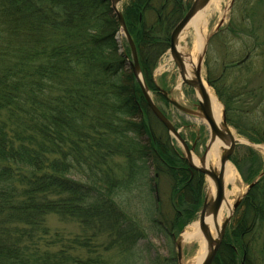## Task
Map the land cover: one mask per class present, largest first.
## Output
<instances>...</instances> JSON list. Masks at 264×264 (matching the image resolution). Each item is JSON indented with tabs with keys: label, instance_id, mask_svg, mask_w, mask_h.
<instances>
[{
	"label": "trees",
	"instance_id": "trees-1",
	"mask_svg": "<svg viewBox=\"0 0 264 264\" xmlns=\"http://www.w3.org/2000/svg\"><path fill=\"white\" fill-rule=\"evenodd\" d=\"M250 2L234 0L233 7L242 14ZM189 5L132 0L123 10L149 89ZM240 17L209 39L205 80L227 123L264 144L256 111L263 95L243 115L249 136L232 120L240 94L227 85L229 76L249 69L260 48L252 16ZM118 31L108 0H0V264H136L143 225L173 238L200 210L203 176L150 131L141 91L117 54ZM163 180L166 203L155 197ZM50 216L78 232L50 230ZM263 222L264 176L237 209L212 264H237L238 250L252 264L246 249Z\"/></svg>",
	"mask_w": 264,
	"mask_h": 264
},
{
	"label": "rangeland",
	"instance_id": "rangeland-1",
	"mask_svg": "<svg viewBox=\"0 0 264 264\" xmlns=\"http://www.w3.org/2000/svg\"><path fill=\"white\" fill-rule=\"evenodd\" d=\"M132 0H124L122 1L120 11L123 12L124 8L131 2ZM251 1L249 3H243V5L240 7L242 10L238 12L239 8L237 9V6L234 8V0L231 3V0H227L228 2V13L224 19L223 25L221 26V29L226 30V32H229V27H231L230 22L237 23L239 19H241V15L244 14H250L252 18L248 19V23L253 27L252 29L255 31V35L258 39V42L260 43V48L258 49L259 56H254L251 59V62L248 65L249 69L242 68L241 70H233L231 75L229 76L227 85L230 86L232 90H235V92L238 90L240 96L236 99H233L232 101V110H235L232 113V120L243 130L245 133L250 134L248 131L249 127L246 125V120L243 119V115L246 112H251L255 108V102L258 98L262 100V95L264 98V0H243V2ZM184 2L187 4H190L192 0H184ZM231 4V6H230ZM242 4V3H241ZM250 8V11L248 12ZM223 19H220L219 17L215 16L210 19H208L206 24V33L208 34L207 37L211 33H213L216 29V26L220 21ZM185 32L187 33L189 39L188 43H190L191 34L193 33V28L188 27L186 28ZM115 41L117 44V54L122 55L124 54V49H126L129 52V46L126 42V38L122 31H118V34L115 37ZM156 68L153 71V79L156 84L164 83L166 85L173 84L174 81L179 80L178 72L176 70L175 65L173 64L169 53L166 52L163 56H161L158 61L156 62ZM206 72L204 66H202L201 69V78L205 82ZM205 85L210 89L212 94L217 98L214 90L209 87L206 82ZM246 85V86H245ZM246 88V89H245ZM151 99L153 100L154 104L160 109L163 110L170 121H172L173 125L180 131V134L183 136V138L188 142L192 143L194 136L196 135V128L193 127L191 129H182L181 125H179V120L185 119L186 122H190V117L179 115L177 112H173L174 114L171 115L170 111H167L166 109L159 104V100L155 98V96L151 93ZM218 100V98H217ZM219 101V100H218ZM219 103H221L219 101ZM257 109L259 118L264 119V103L261 106V102L257 103ZM260 105V106H259ZM242 114V115H241ZM148 126L150 127V131L155 137H158L161 141L167 140L170 142V144L179 152H182L181 146L170 136L167 134V132L161 127V125L155 120V118L148 113L147 117L145 118ZM249 120H252L251 117H249ZM231 130L235 133L237 137L235 149L233 152V155L231 157V164L235 168L237 174L240 177L241 183L245 186V189L247 188L248 182L245 181L244 178L248 180L253 181L259 177V175L264 171V152L260 151L256 147H263L264 144L261 143H253L250 142L246 136L239 135L237 130L230 127ZM202 128L199 129V132L201 134V140L199 144V148L197 149V152H194L195 155L200 156L203 151L202 143L206 141V137H203L204 132H202ZM251 136V135H250ZM205 181L203 185V194L206 196L205 192ZM169 192V186L168 182L163 180L159 182L158 187V195L156 199L159 198L161 201L166 203L167 197ZM163 209V207H161ZM160 208V209H161ZM130 212L133 210H129ZM243 210H240L239 212H242ZM163 215L169 216V209H163L162 210ZM200 211L196 213L194 218L184 227L182 231L185 230V228L189 225H191L194 221H197L198 214ZM235 216V215H234ZM234 216L229 224L232 225L234 222ZM159 218H161L159 216ZM47 225L52 231H57L60 233H63L65 235L74 234L78 232V229L75 225L67 222H62L58 220L54 216H50L47 219ZM264 222L257 225L256 230L252 233L251 236V243H249V248L247 247L246 251L249 254V258L252 261V264H264ZM143 228L146 229V238L141 240L137 245V253H136V259H133V261H137L136 264H152L153 261L159 260V262L162 264L163 261L167 259H172L174 262L172 264H177L175 260L176 256V248H175V239L180 234H174L173 238L166 236L165 234L159 233L156 234L155 232H152L151 230L148 231L147 226L143 225ZM197 251V246L194 245H185L182 244V262L187 261L188 259L192 258L194 254ZM135 258V257H134ZM246 255L243 254L241 251H237V264H245L244 260L246 259Z\"/></svg>",
	"mask_w": 264,
	"mask_h": 264
},
{
	"label": "water",
	"instance_id": "water-1",
	"mask_svg": "<svg viewBox=\"0 0 264 264\" xmlns=\"http://www.w3.org/2000/svg\"><path fill=\"white\" fill-rule=\"evenodd\" d=\"M122 1L124 0H109L112 13L115 16L118 22V25H119V29L124 34L127 44L129 46L131 58H132V60L130 61L131 72L134 76L136 83L138 84L141 90L146 106L149 112L152 114V116L165 128L168 134L171 135L180 144L181 148L184 151L185 159L189 167L193 168L196 172L203 175L204 179H208L212 183V186L214 188V196L209 200H207V198L204 199L202 207L198 214V225H199L200 232L202 233L204 237L206 251H207L200 264H212L219 250V247L222 243L225 229L227 225L230 223L242 199L246 196L248 191L258 182V180L262 176H264V172H262V174L257 180H255L253 183L247 186L244 194H242L235 200L231 214L227 218H225L224 221L221 223L220 228L217 230L216 237L213 239L209 232V227L206 224V220L211 218L213 226L216 227V222L219 217V211L223 205L224 198H225L224 169H225V165L228 162H230V158L233 155L235 145H236V141H234L232 138L229 137L230 135L229 126L226 122L225 114L223 110H222L221 129H219L216 126L215 121L213 120L211 106H210V103H209V100H208V97L205 91L204 83H203V80L201 79V69L203 66V59H204L205 52H206L207 42L209 38L213 36L220 29L221 26H219L213 33L209 35V37H207L204 48L198 59L197 66L192 72V78L188 80L186 78V74L188 73L187 67L189 66L190 62H185L183 55L179 54L177 50L178 39L181 33L190 23V21L194 18V16L198 12L203 10L210 0H194L191 3L188 11L185 13L183 18L176 24V26L173 28L170 34V42H169V50H168L170 58L179 73L182 83L184 85H187L191 89H193V91L195 92L197 99H198V106L196 110H189L184 107H181L174 101L170 100L169 102L176 109H178L185 115H188L194 118H200L201 120L206 121L209 125V132H208L209 134H208V140H207L208 143L207 145L206 144L204 145L202 155L199 158L200 167L197 168L192 164V161H191L192 160L191 152L193 151L195 145H193L191 149L189 150L186 142L181 138L178 130L174 128L171 122L159 111V109L154 104L153 100L151 99L148 88L146 87L142 79L134 44L131 40V37L129 36L127 32L122 13L120 10H118V5ZM232 2L233 0H231V3ZM227 138H229L230 144L227 150H225V152L222 151V153H220L218 171L213 168H206L205 166L206 155L211 150L212 145L215 144L217 141L224 142L227 140ZM175 248H176V261L178 264H182V257H183L182 239L180 235L176 238Z\"/></svg>",
	"mask_w": 264,
	"mask_h": 264
},
{
	"label": "bare ground",
	"instance_id": "bare-ground-1",
	"mask_svg": "<svg viewBox=\"0 0 264 264\" xmlns=\"http://www.w3.org/2000/svg\"><path fill=\"white\" fill-rule=\"evenodd\" d=\"M193 1L194 0H192V2ZM191 3H190V5H191ZM190 5H189V7H190ZM120 7H121V4L118 5V10H120ZM189 7L185 10L184 15L188 11ZM228 7H229V5H228L227 0H210L209 3L205 6V8L203 10H201L200 12H198L194 16V18L190 21V23L187 25V27H186V28H188V27L193 28V33L191 34L190 43H188V40H187V39H189V37H188L187 33L185 32L186 28L181 33V35H180V37L178 39V43H177V50H178L180 55H183L185 62H190L189 66L187 67V69H188V71H187L188 73L186 74L187 80L192 78V72L196 68L198 59H199V57L201 55V52H202V50L204 48L205 41H206L207 36H208V34L205 31L208 19H210L212 17H215V16L219 17L220 19H223L216 26V29H217L219 26L223 25L224 19H225L227 13H228ZM110 9H111V7H110ZM121 13H122V16H123V12L122 11H121ZM117 24H118V22H117ZM118 27H119V25H118ZM220 29H221V27H220ZM169 42H170V35H169ZM133 44H134V42H133ZM134 47H135V44H134ZM168 48H169V43H168ZM135 50H136V47H135ZM129 52H130V49H129ZM136 54H137V51H136ZM123 55H127L125 53V49H124V54ZM128 56H129V60H128L127 64H128L129 69L131 71V68H130V61L132 60L131 53L130 54L128 53ZM137 59H138V55H137ZM204 61H205V56H204V59H203V66H204ZM138 63H139V60H138ZM139 68H140V65H139ZM140 72H141V70H140ZM141 76H142V74H141ZM178 76H179V73H178ZM142 79H143V77H142ZM179 80L182 83V81L180 79V76H179ZM203 83H204V81H203ZM178 86H179V81L177 80V87ZM204 87H205V91H206V94H207V97H208V100H209V103H210V106H211V112H212V115H213V120L215 121L216 126L219 129H221L222 105H221V103H219L217 98L212 94L210 89L205 85V83H204ZM191 90H193V89H191ZM175 103H177V102H175ZM181 107H183V106H181ZM186 109H189V108H186ZM189 110H192V109H189ZM147 111H148V113H150L148 108H147ZM179 112H181V111H179ZM187 117H190L191 121L188 122V123L190 124L191 127H193V125H194V127L197 129L196 131H198L200 128L203 129L202 130V132H204L203 137L207 136L206 137L207 139H206V141L204 143H202V146H204L205 144L207 145V143H208V141H207L208 140V134H209L208 133L209 132L208 123L206 121H204V120H201L200 118H194V117H191V116H187ZM166 118L170 121V119L168 117H166ZM170 122L173 125L172 121H170ZM228 126H229V132H230L229 137L232 138L234 141H237V137H236L235 133L230 128L231 126L230 125H228ZM161 127H163V126L161 125ZM174 128L176 130H178L175 126H174ZM163 129L165 130L164 127H163ZM178 132L180 134L179 130H178ZM167 134H168V132H167ZM180 136L186 142V144H187V146H188V148L190 150L192 146L190 147L188 145L187 141L182 137L181 134H180ZM199 137H200V140H201V134H199ZM200 140H199V143L197 144V147L194 146V149L191 152V154H192V160H191L192 164L195 167H197V168L200 167L199 166V158L202 155V153H201L200 156H198V155H195L194 152H197V149L199 148ZM229 144H230V140H229V138H227V140L224 141V142L217 141L215 144L212 145L211 150L206 155V162H205L206 168H213V169L218 171L220 153H222V151L225 152V150H227ZM256 148H258L260 151L264 152V148L263 147L262 148L261 147H256ZM180 154H181V157L183 158V160L186 162L187 166L189 167V165H188V163H187V161L185 159V155H184L183 149H182V152H180ZM189 168H191V167H189ZM191 169L193 171H195L193 168H191ZM253 182L254 181L252 180L250 183L247 184V186L250 185ZM224 183H225V194H224L225 198H224L223 205H222V207H221V209L219 211V217H218L217 222H216V227L213 226L211 218L206 220V224L209 227V232H210L211 237L213 239L216 237L217 230L220 228L221 223L224 221L225 218H227L231 214L232 208H233V204H234L235 200L239 196L244 194V192L246 190L245 186L241 183L240 177L237 174L235 168L231 164V158H230V162H228L225 165V169H224ZM204 188H205L206 196L203 194V201H204L205 198H207V200H209V199H211L214 196V188L212 186V183L208 179H205V187ZM249 191H248V193H249ZM247 194H246V196H247ZM244 198L242 199V201L244 200ZM242 201H241V203H242ZM202 204H203V202H202ZM201 207H202V205H201ZM228 226H229V224L227 225V227ZM227 227H226V229H227ZM226 229H225V232H226ZM224 235H225V233H224ZM180 236H181V239H182V244H185V245H194L195 244L197 246V251L194 254V256L192 258L188 259L187 261H183L182 264H200L207 251H206L204 237H203V235H202V233L200 232V229H199L198 219H197V221H194L191 225L187 226L184 231H181ZM175 260H176V256H175ZM176 263H177V261H176Z\"/></svg>",
	"mask_w": 264,
	"mask_h": 264
},
{
	"label": "flooded vegetation",
	"instance_id": "flooded-vegetation-1",
	"mask_svg": "<svg viewBox=\"0 0 264 264\" xmlns=\"http://www.w3.org/2000/svg\"><path fill=\"white\" fill-rule=\"evenodd\" d=\"M165 53H166V51L161 56H163ZM156 65H155V67H154V69L152 70V73H151V82H152V85H153V89H149L148 87L147 88L155 96V98H157L159 100V104H161V106L164 108V110L166 109L167 111H170L171 115L174 114L173 112H177L179 115L185 116L183 113L179 112L169 102L170 100L177 102L179 105H181V106H183L185 108L196 110V108L198 106L197 97L195 96V93L193 92V90H191L187 85H184L183 83L179 82V86L177 87V80L174 81L173 84H169V85H166L165 82L161 83V84H156L154 82L153 71L155 70ZM160 111L165 116L166 115L169 116L168 112H167V114H165L163 110H160ZM179 125H181V128L185 129V130L192 128L190 126V124L187 123L186 120L183 119V118L181 119V121L179 120ZM196 132L197 133H195L196 135L194 136V139H193L192 143L190 144V143L187 142L190 147L193 146V145H195V147H197V144L199 143V140H200L199 134H200V132H199V130L196 131Z\"/></svg>",
	"mask_w": 264,
	"mask_h": 264
}]
</instances>
